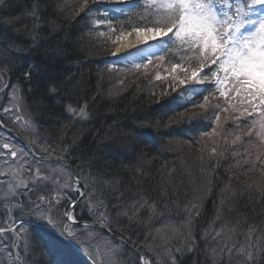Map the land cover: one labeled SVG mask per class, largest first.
Listing matches in <instances>:
<instances>
[{"label":"snow or ice","instance_id":"6c2138e0","mask_svg":"<svg viewBox=\"0 0 264 264\" xmlns=\"http://www.w3.org/2000/svg\"><path fill=\"white\" fill-rule=\"evenodd\" d=\"M49 7L48 0H0V131L6 120L23 119L28 137L27 144L11 133L0 137V264H44L36 238L50 264H264V220L241 221L233 214L243 194L222 190L219 203L213 201L212 223L197 232L202 200L186 202L181 211L172 199L175 185L146 186V153L129 158L107 144L85 151L66 134L55 140L33 135L37 126L24 115L23 99L34 91V66L25 64L24 71L20 62L43 46ZM78 8L76 23L84 22L89 38L120 43L134 35L143 47L124 61L137 70L157 61L163 74L157 71L155 79H170L173 91L181 89L184 109L203 110L184 117L193 125L188 133L196 134L194 121L211 119L196 131L212 137L231 121V158L259 173L246 186L247 201L264 216V0H81ZM16 74L24 83H13ZM79 87L69 73L44 87L42 98L61 110L58 126L91 119ZM165 119L171 117L161 126L172 127ZM204 151L201 171L206 166L214 173L228 150L214 146L207 158ZM212 183L207 181L209 194ZM174 205L179 220L171 218Z\"/></svg>","mask_w":264,"mask_h":264},{"label":"trees","instance_id":"16d2710c","mask_svg":"<svg viewBox=\"0 0 264 264\" xmlns=\"http://www.w3.org/2000/svg\"><path fill=\"white\" fill-rule=\"evenodd\" d=\"M14 3L23 5L24 0H14ZM48 3L50 5L48 9L50 27L43 46L20 62V67L24 71H27L25 64L30 63L34 66L32 81L34 91L28 92L23 101L38 127L37 137L55 140L57 136L64 138L63 134H66L67 138L74 137L82 143L85 151L93 149L97 144H107L110 148H119L126 152L129 158H133L136 153H146L150 157L148 166L151 168V172L145 174L146 186H153L158 181L175 185L176 195L172 199L177 201L181 211L186 202L202 200L201 213L208 218L214 217L213 201L219 203L224 192H228L229 188H224L227 183L224 179L227 178L229 181L232 174L236 175L234 164H231L230 171H228L226 167L231 162L223 159L220 162L222 166L214 173H206V167L204 172L201 171L200 154L202 153H195L197 163L193 161V164L189 162L188 165L181 155L178 157L179 154L170 152L171 149L168 150V148L163 155L159 157L157 155L163 143L162 135L165 129L160 121L165 117H171V120L165 119L164 122L172 126L184 124L185 127L187 124L193 126L184 117L196 112L188 111L180 116L174 102L158 105L151 102L146 103L141 92L112 95V81H109L110 77L103 73L106 64L102 66L100 63V59L106 55V47L100 43L95 46V40L92 39L86 44L87 31L83 30L84 22L76 23L79 19L78 5L81 0H48ZM66 73L76 78L80 86L81 98L87 97L91 119L75 127L63 128L58 126L60 123L58 118L61 116L60 108L43 99L42 93L51 80L63 77ZM12 81L14 84L24 83L19 74L13 75ZM2 99L0 97V100ZM193 124L200 128L203 127L199 122L194 121ZM153 130L159 134V137L155 135L154 138ZM146 132L148 135L142 134ZM161 132L162 135H160ZM142 136L145 142L140 143L139 139L143 140ZM203 154L205 158L208 157L206 150ZM212 159L216 158L212 157ZM66 162L75 170L72 160H66ZM209 179L213 181L211 194L208 193L206 187ZM239 207L238 202L233 214H236L235 216L241 221L253 216L258 223L264 220V217L251 214L245 207L242 209ZM169 212L173 220H179L175 205L169 209ZM208 226L207 223L197 219L195 226L197 232ZM36 255L37 259L43 260L44 264H50L52 258L46 251H37Z\"/></svg>","mask_w":264,"mask_h":264},{"label":"rangeland","instance_id":"374dc122","mask_svg":"<svg viewBox=\"0 0 264 264\" xmlns=\"http://www.w3.org/2000/svg\"><path fill=\"white\" fill-rule=\"evenodd\" d=\"M100 6H104V5H100ZM96 38H99L98 42L102 44L103 47H106V50H107L106 58L110 60L109 65L111 66V68L106 67L103 73L107 77H110L109 81H112L111 82V94L112 95L127 94L129 90H132L133 92L137 91L136 94H138L139 92L152 93V96H150V98L151 97L152 98L162 97L161 92L164 91V88L166 87L165 84L168 83L167 81L170 82V79H167L166 81L155 79V73L157 71H161V74H163L162 68L157 67L158 65L157 61H153V63L150 64L147 69L141 68L139 70L130 67L124 61L123 57H120V58L117 57L115 60L111 61L112 57H114L113 53L115 52L116 46L118 45V43H112V42L108 43L107 41L105 42L104 39L108 40L105 37L97 36ZM130 38L134 39L135 36L134 35L130 36ZM133 48L134 47L130 49L133 50ZM116 67H117V70H116ZM23 105H24V115L31 116L27 108V105H25L24 101H23ZM2 115L3 113L0 112V116ZM5 122L10 127L11 131L16 133L18 136L22 137L24 141L26 142V144L28 143V137L25 136L23 132L21 131V129L24 127L23 119L17 120L15 123H13L12 120H6ZM231 130H232V124L229 126L228 129L223 128V130H221L219 134L212 136L208 138L206 142H203V148L206 150L208 154L211 152L214 146H216L218 150H224V149L228 150V151H225V158H224L226 160L228 159V161L231 162L230 165L226 167L228 171H230L231 164L232 163L234 164V161L230 155L231 148L233 147L232 139H234V137L228 134ZM37 134H38V127H37V131L33 135L37 137ZM6 135L7 134L0 131V137H5ZM242 139H247V138H242ZM236 147H239V142H237ZM170 149H171L170 152L172 153L176 152L177 154H179L178 157H180L181 155V157H183V159L187 161V165L189 164V162L193 164V161L195 164L197 163L196 157H195L197 155H195V151L191 147L187 145L183 146L181 144H176L174 148H170ZM172 149H174V151ZM201 155L202 154H200V156ZM203 155L205 156V154ZM213 158H216V157H213ZM222 160L223 159H221L220 162H222ZM49 167H55L56 169H59L60 166L53 164V165H49ZM233 168L236 169L237 165L234 164ZM205 175L206 177H209L208 174H205ZM247 177L249 179L245 181V177L240 178L234 175V176L229 177L230 182L227 180V178H225L224 181H226L227 183L224 188H229L231 189V192H239L242 194L247 189L246 186L253 182L251 176L250 177L247 176ZM171 218H172V214H171ZM36 243H37V247L43 246L39 238H36Z\"/></svg>","mask_w":264,"mask_h":264},{"label":"bare ground","instance_id":"6f19581e","mask_svg":"<svg viewBox=\"0 0 264 264\" xmlns=\"http://www.w3.org/2000/svg\"><path fill=\"white\" fill-rule=\"evenodd\" d=\"M97 36L91 37L89 38V36L86 34V44H88V42L90 41V39L95 40L94 45L96 46L99 42V38H96ZM99 45V44H98ZM141 45L140 43H138L136 41V37L134 39L127 37V40H123L120 43H118V45L116 46V50H115V56H121V55H125V54H129L132 52V50L130 48L135 47V46H139ZM87 48V45H86ZM114 56V55H113ZM100 63L102 66L105 65V60L104 59H100ZM133 93L132 90H129L128 93ZM143 100H146V103L149 102V100L151 99L150 96H152V93H144L143 94ZM192 127L190 125L187 124V127H185L184 125H179V126H172V127H168L165 128L163 130V135L162 132L160 133V135H162L163 138V143L162 146H160V149L158 151V157L163 155L164 151L168 148H174L176 144H181V145H187L189 147H191L196 154L201 153V147H203V137L199 134V132L196 131L197 128H200L198 126H195L197 128H193V131L196 132L195 135L188 133L186 130ZM144 135H146L145 133H142ZM171 134V135H170ZM143 137V136H142ZM139 139V138H138ZM140 143L145 142L144 141V137L143 140L139 139ZM67 163V162H65ZM69 164V163H67ZM236 176L240 177V178H244L245 180L246 178H248L247 176H251L253 181H257V178L259 177V173L255 172V171H247L246 172V168L242 169L240 166L236 168ZM252 195L255 197L257 196V193L255 192V188H253L251 190ZM244 198L240 199L238 198V202L240 203V209H242L243 207H245L246 209L249 210V212L251 214L257 215V217H264L259 215L260 209L257 210L256 213H253L250 209V205L251 201H247V195H248V190L246 189L243 193ZM247 201V203H246ZM236 215V214H234ZM205 223H207L208 225L212 223L213 221V217L208 218L204 215V213H201V215L197 218ZM219 224V222L217 221V225Z\"/></svg>","mask_w":264,"mask_h":264},{"label":"water","instance_id":"95a60500","mask_svg":"<svg viewBox=\"0 0 264 264\" xmlns=\"http://www.w3.org/2000/svg\"><path fill=\"white\" fill-rule=\"evenodd\" d=\"M4 131L9 132V133H11V134H13V135H16L17 137H19V139H20L21 141H23V142L26 144V142H25L20 136H18L17 134H15L14 132H11V131H9V130H7V129H4ZM52 159H53V158H52ZM53 160H55V159H53Z\"/></svg>","mask_w":264,"mask_h":264}]
</instances>
